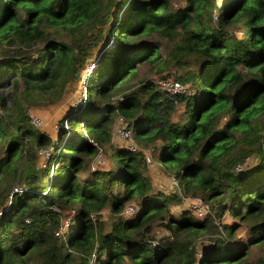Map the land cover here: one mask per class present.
I'll return each instance as SVG.
<instances>
[{
  "label": "trees",
  "instance_id": "obj_1",
  "mask_svg": "<svg viewBox=\"0 0 264 264\" xmlns=\"http://www.w3.org/2000/svg\"><path fill=\"white\" fill-rule=\"evenodd\" d=\"M0 45V264H264V0H0ZM142 63L192 93L132 83ZM82 77L53 135L30 123ZM148 147L209 211L172 207Z\"/></svg>",
  "mask_w": 264,
  "mask_h": 264
},
{
  "label": "rangeland",
  "instance_id": "obj_2",
  "mask_svg": "<svg viewBox=\"0 0 264 264\" xmlns=\"http://www.w3.org/2000/svg\"><path fill=\"white\" fill-rule=\"evenodd\" d=\"M184 0H171V3H175V2H183ZM217 15V11H213L212 13V17H211V22L215 24L217 17H215ZM234 31H238L237 27H234L233 29ZM2 47H7L6 44H4ZM1 48V45H0ZM93 53V52H92ZM143 75H147L150 78H158L156 73H152L149 69H148V65L147 64H139L138 68H137V74L136 76L131 80V82H136L138 78L142 77ZM83 78L80 80H77L75 82V84L73 85V87L71 89H69L66 94L63 96V98H61L59 100L58 103L53 104V106L51 107H43V108H38L36 109L35 113L39 114V116L42 119V123L39 126L38 129L53 135L55 133V127L54 125H57V122L59 121V119L62 117L63 112L65 109H67V107H71L76 105L79 102V95L82 92V86H83ZM179 109V108H178ZM174 115L176 116V113H174ZM222 121L225 120V117L221 118ZM120 128V125L114 124L113 129H112V141L115 144H126L128 142V140H124L122 136H119L117 134V129ZM130 139L132 140V146L136 147V142H134L132 135H130ZM43 150V149H41ZM145 151H150V154L148 153V159H149V164H150V174L149 178L150 181L152 183V185L158 189L164 190L165 192L169 193V195H173L174 199L171 203L173 208H177L180 206H188L189 205V197H186V194H183L181 191H179L176 187V184H173L171 182V179H169L168 175H166L165 173H163L160 168H159V164L157 162V153L156 151L151 150V147H148L145 149ZM102 160L100 162H94V166L95 167H109L111 165V159L101 155ZM41 159H43V157L41 156ZM39 160V159H38ZM92 165V164H91ZM14 185H16V187H18L17 185L19 184L18 182H13ZM17 190V188L13 187V191ZM178 199H177V196ZM136 199H135V205H136ZM108 214V207L104 206L102 208V219H105L107 217ZM230 219V218H229ZM229 219H226L227 221H229ZM213 231H208L207 233H203L198 242H197V248H199L201 243H207L208 241L211 240ZM246 237V227L245 224L243 223L240 227H238L235 231V238H238L240 240L245 239ZM198 252L200 251L199 249L197 250Z\"/></svg>",
  "mask_w": 264,
  "mask_h": 264
},
{
  "label": "built area",
  "instance_id": "obj_3",
  "mask_svg": "<svg viewBox=\"0 0 264 264\" xmlns=\"http://www.w3.org/2000/svg\"><path fill=\"white\" fill-rule=\"evenodd\" d=\"M157 83V86L166 91V92H169V93H186V94H190L192 93V91L189 89V87L179 81V80H175L173 78H159V79H156L155 81ZM82 94L84 93V86H82ZM26 114L29 118V121L30 123L35 126V127H39L42 123V119L41 117L36 114L33 110H30L28 109L26 111ZM118 117L120 118V115H118ZM66 120L63 119V123H65ZM55 129L57 127V125L55 124L54 125ZM117 133L119 136H122L124 138H126L128 140V142L125 144L127 147L129 148H134V146H132V143H131V139H130V136H129V131L128 129H125V128H118L117 129ZM42 154H44V156L47 157V154H48V151L47 149H43L40 151ZM145 157L147 159V161H149L148 159V153L145 152ZM248 158H244V160L242 162H237L235 165H234V169L236 170H239L244 162L247 160ZM102 159L100 158V153H98L95 157V159L91 162V167H94V162H100ZM171 179V182L173 184H176L175 183V179L173 177H170ZM18 189V188H17ZM192 212L200 217L202 215H204L207 211H209V206H208V203H206L205 201H203L199 196H195V197H192L190 200H189V205H188ZM136 210V206H135V198L132 199L131 202H128L124 208L122 209L123 213L125 214H128V215H132ZM73 212V210L71 209L70 212L68 214H66L64 217H62V219L60 220V223L58 225V227L55 229L54 231V234H59L61 236H64V233L65 231L67 230V227H68V224H69V219H70V215L71 213ZM90 217L91 218H94V214L93 213H90Z\"/></svg>",
  "mask_w": 264,
  "mask_h": 264
}]
</instances>
